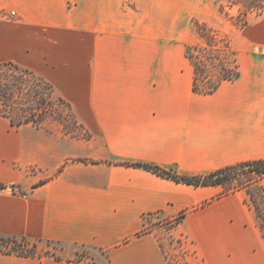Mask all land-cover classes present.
<instances>
[{
	"label": "crops",
	"instance_id": "crops-1",
	"mask_svg": "<svg viewBox=\"0 0 264 264\" xmlns=\"http://www.w3.org/2000/svg\"><path fill=\"white\" fill-rule=\"evenodd\" d=\"M191 2V4H190ZM215 0H0V63L30 69L73 107L85 138L0 114V234L103 249L110 264H170L143 216L184 217L197 264H264L246 189L195 186L125 163L202 175L264 159V56L238 51L240 76L194 90L190 24ZM209 201L205 206L203 202ZM0 253V264H88Z\"/></svg>",
	"mask_w": 264,
	"mask_h": 264
},
{
	"label": "rangeland",
	"instance_id": "rangeland-1",
	"mask_svg": "<svg viewBox=\"0 0 264 264\" xmlns=\"http://www.w3.org/2000/svg\"><path fill=\"white\" fill-rule=\"evenodd\" d=\"M227 4L228 0H215L214 5L218 15L211 23H207L208 27L229 37L236 57L238 51L243 50L252 52L255 56H264V12L250 14L248 23L244 27H238L233 24L230 16L220 11V7ZM225 10L230 15L237 14V8L230 9L227 6ZM197 20L201 21L196 17H191L190 24L199 34L195 25ZM205 43V39L200 35L199 41L186 47V54L188 50H193L194 54H198L192 48L203 46ZM195 60V57L193 60L189 58L194 70ZM0 67L2 70L0 78H4V80H0V89L3 88L7 95L10 96V100L2 104V110L16 119L32 115L34 119L38 120L43 114L45 118L40 120L38 125H34L58 128L62 136L85 138L87 134L84 130V125L76 115L72 105L56 91L50 82L36 72L15 64L0 63ZM262 184H264V180L257 185H252L251 191L254 193L256 200H258L257 205L264 219V203L261 199L260 189ZM208 203L209 201H205L201 205L205 206ZM251 204L255 208L252 202ZM181 216L182 214L168 216L161 212L146 214L143 216L144 227L141 233L151 232L156 236L170 264H197L196 258L198 256L192 247V240L176 231V226L184 217L181 218ZM262 233L264 234V228H262ZM0 250H15L39 253L41 255L55 253L58 256L68 258L74 256L75 250H78V254L82 252L80 247L68 248L57 244L24 243L7 240H0ZM76 257L77 255H75ZM84 259L92 264H109L104 257L95 253L85 256Z\"/></svg>",
	"mask_w": 264,
	"mask_h": 264
},
{
	"label": "trees",
	"instance_id": "trees-1",
	"mask_svg": "<svg viewBox=\"0 0 264 264\" xmlns=\"http://www.w3.org/2000/svg\"><path fill=\"white\" fill-rule=\"evenodd\" d=\"M227 6L230 9L237 8V14L230 15L225 10ZM220 11L230 16V19L234 25L238 27H244L248 23V17L250 14H260L264 12V0H228V4L222 5L220 7ZM195 25L199 34L205 39L206 43L203 46L200 45L192 48L196 52H198V54H194L193 50H188L187 52V56L190 59L193 60L194 57L196 59L193 88L198 93H212L220 86V84L224 80L235 79L240 76L239 65L237 62L235 51L233 50L231 41L227 35L220 34V32H218L217 30L208 27V24L203 21L197 20L195 22ZM6 63L14 64L12 62ZM1 71L2 70L0 67V74ZM1 79L4 80L3 77L0 78V80ZM3 90V88L0 89V114L8 117L13 125H22L26 123H33L38 125L40 120H43L45 118V115L43 114L38 120L34 119L32 115L20 117L17 119L14 118L6 111L2 110V104L10 100V96H8L7 92ZM125 164L129 166L145 168L149 171H152L153 173H156L159 176L170 178L176 182H183L195 186L222 185L224 187L222 194H228L238 189H246L250 196V200L254 204L256 212L261 220L260 226L261 228H264V219L257 205L258 200H256L254 193L251 191L252 185H257L260 181L264 180V159L239 162L219 168L208 174L193 176L181 175L174 172L172 169H167L160 165L151 163L134 162ZM260 189L262 194L261 199L264 203V184L260 186ZM182 217L183 215L181 216V218ZM0 240L13 242L20 241L24 243H42L41 240H32L27 237L9 236L2 234H0ZM45 243L55 244L53 242ZM80 248L82 249V252L81 254H77V260L92 264L89 261L85 260L84 257L91 253H95L104 257L109 263L105 250L92 249L87 246H80ZM0 253H13L25 256H35L36 254H38L15 250H0Z\"/></svg>",
	"mask_w": 264,
	"mask_h": 264
}]
</instances>
